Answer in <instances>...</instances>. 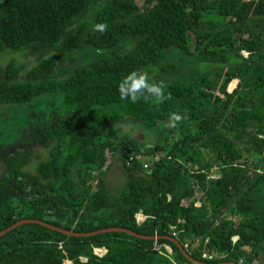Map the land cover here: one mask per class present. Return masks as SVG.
Returning a JSON list of instances; mask_svg holds the SVG:
<instances>
[{
    "label": "trees",
    "instance_id": "trees-1",
    "mask_svg": "<svg viewBox=\"0 0 264 264\" xmlns=\"http://www.w3.org/2000/svg\"><path fill=\"white\" fill-rule=\"evenodd\" d=\"M147 1L141 8L135 0H0V53L34 43L102 51L133 40L130 49L60 79L57 56L23 77L15 59L0 65V106L56 97L47 109L22 107L10 135L0 132V264H260L264 0ZM98 23L107 30L93 31ZM176 53L200 71L163 79L179 72L169 62ZM132 70L163 81L170 99L122 101L118 84ZM171 112L187 118L167 127ZM125 117L162 126L164 137L147 166L126 155L124 169L137 174L111 190L103 167L109 154H122L109 140L110 126ZM38 134L47 155L32 165ZM251 156L260 158V170ZM214 168L217 177L210 176Z\"/></svg>",
    "mask_w": 264,
    "mask_h": 264
},
{
    "label": "rangeland",
    "instance_id": "rangeland-1",
    "mask_svg": "<svg viewBox=\"0 0 264 264\" xmlns=\"http://www.w3.org/2000/svg\"><path fill=\"white\" fill-rule=\"evenodd\" d=\"M141 8L147 7V0H135ZM133 45V40L126 38L120 43H118L113 49L107 50H97L90 46H84L79 49H68L60 45V43L54 45H48L45 43H34L29 46H25L18 50L6 51L0 53V65H5L10 59H15L18 63L24 64V69L22 71L21 77L33 66H35L41 59L49 56H57V64L55 68L54 77L57 79L64 78L68 76L71 71L80 66H85L91 61L105 57L116 52H124L131 48ZM191 49H194V46L191 45ZM247 56L246 52H242ZM169 62L174 64L179 68L177 74L165 75L163 79L173 81L176 79H181L186 76L196 74L200 71V66L193 60L191 57L184 56L182 53H176L173 55ZM236 86V80L229 82L228 89L232 90ZM56 100L55 96H46L37 99L36 101L28 105H6L0 106V132H2L5 137H8L11 133V126L13 121L18 118V111L25 107L26 109L41 110L47 109L53 105V102ZM18 112V113H16ZM110 128H112L113 135L110 136L109 140L112 145H116L118 152L122 155H118L114 152L111 156L108 155L107 165L103 167L104 178L106 184L110 187L111 190L118 189L122 186L124 181L132 175H136L137 172H128L124 169L122 165V159L126 155L136 156L138 160L144 165L147 166L156 159V155L152 154L154 151V146L160 144L164 137V128L162 126H157L155 128H148L145 126V123L139 119H133L131 117H125L117 123H112ZM127 136L134 139L139 144H142V147L129 145L128 149L122 146L124 142L122 141L123 137ZM32 154L30 156V163L35 165L39 160H42L47 155V146L44 143L42 135L38 134L34 139V143L31 146ZM142 152L141 154H139ZM137 153V154H136ZM129 155V156H130ZM250 162H256L257 168L260 170V165L262 167V162L260 158L251 156ZM253 162V163H254ZM2 165L0 164V174L2 172ZM99 170L95 172L98 174ZM219 175V170L214 168L210 173L211 177H217ZM199 205V202H196ZM137 222L142 223L146 216L143 214L136 215ZM172 237L170 240H176V232L171 228ZM156 247L163 245L168 254H172V249L167 243L161 244L160 242H155ZM96 254L101 255L104 252V248L96 249ZM66 264H71L70 261H66ZM260 264H264V260Z\"/></svg>",
    "mask_w": 264,
    "mask_h": 264
},
{
    "label": "clouds",
    "instance_id": "clouds-1",
    "mask_svg": "<svg viewBox=\"0 0 264 264\" xmlns=\"http://www.w3.org/2000/svg\"><path fill=\"white\" fill-rule=\"evenodd\" d=\"M108 28L106 23H98L93 25V31L105 32ZM167 85L163 81H151L149 75L143 70H132L118 84L119 97L122 101L130 100L135 104L143 99L148 102L150 98H154V102L163 103L170 96L165 95V87ZM187 117L178 112H171L168 117L167 127L174 128Z\"/></svg>",
    "mask_w": 264,
    "mask_h": 264
},
{
    "label": "crops",
    "instance_id": "crops-1",
    "mask_svg": "<svg viewBox=\"0 0 264 264\" xmlns=\"http://www.w3.org/2000/svg\"><path fill=\"white\" fill-rule=\"evenodd\" d=\"M139 214H143V213H142V212H139V213H137L136 215H139ZM143 215H144V214H143ZM136 219H137V216H136ZM137 221H138V220H137ZM237 238H238L237 236L233 237V241H235ZM96 249H100V248H95V249H94V252H95V253H97V252H96ZM262 260H264V252H263L262 255H261L260 263L262 262Z\"/></svg>",
    "mask_w": 264,
    "mask_h": 264
},
{
    "label": "built area",
    "instance_id": "built-area-1",
    "mask_svg": "<svg viewBox=\"0 0 264 264\" xmlns=\"http://www.w3.org/2000/svg\"><path fill=\"white\" fill-rule=\"evenodd\" d=\"M132 159H133V156H130V159H129V160H132ZM171 228L174 230V226H171ZM159 248H160V246L157 247V249H159ZM203 257H207V254L204 253V254H203Z\"/></svg>",
    "mask_w": 264,
    "mask_h": 264
},
{
    "label": "water",
    "instance_id": "water-1",
    "mask_svg": "<svg viewBox=\"0 0 264 264\" xmlns=\"http://www.w3.org/2000/svg\"><path fill=\"white\" fill-rule=\"evenodd\" d=\"M68 233H70V232H68ZM1 234V233H0Z\"/></svg>",
    "mask_w": 264,
    "mask_h": 264
}]
</instances>
